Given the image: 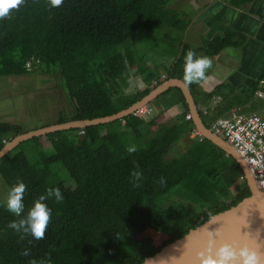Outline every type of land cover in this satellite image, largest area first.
I'll return each instance as SVG.
<instances>
[{"label": "trees", "instance_id": "16d2710c", "mask_svg": "<svg viewBox=\"0 0 264 264\" xmlns=\"http://www.w3.org/2000/svg\"><path fill=\"white\" fill-rule=\"evenodd\" d=\"M170 1L62 0L52 7L49 0H23L0 18V77L38 67L57 75L71 111L60 113L55 124L114 114L163 81L158 71L134 61L128 42L140 31L159 26L177 31L170 36L178 44L177 56L165 69V80L183 79L186 52L200 51L182 39L187 22L167 7ZM230 43L216 37L202 51L213 54ZM135 64L142 89L125 93L128 67ZM185 83L191 92L198 84ZM224 88L216 86L201 96L223 98ZM151 104L161 106L152 116L133 113L105 124L48 132L0 157V180L8 189L17 181L26 185L21 216L48 188L58 187L63 197L46 199L51 214L42 239L10 228L20 217L0 201V264H140L250 195L238 163L201 136L167 157L195 130L179 88H169ZM170 109L176 110L172 116ZM226 109L217 106L211 112L221 115ZM199 114L208 127V117ZM24 132L18 124L0 122V149ZM130 141L134 151H129ZM55 164L66 171L70 184L58 178ZM146 230L167 237L159 245L137 239Z\"/></svg>", "mask_w": 264, "mask_h": 264}, {"label": "crops", "instance_id": "0c3cea01", "mask_svg": "<svg viewBox=\"0 0 264 264\" xmlns=\"http://www.w3.org/2000/svg\"><path fill=\"white\" fill-rule=\"evenodd\" d=\"M180 1L186 0H176L172 8L180 13L182 22H187L182 39L200 50L196 55L211 60L205 77L198 81L195 91H190L197 105L217 107L238 103L246 112H256L264 119V83L261 82L264 80V0H191L189 9L185 10L180 7ZM216 37L232 43L213 54L203 52ZM173 48L174 54L164 60L159 76L165 77V69L177 56V42ZM219 85H225L223 98L203 100L202 93H209ZM258 90L263 95L256 96ZM153 107L155 112L160 108ZM168 113L172 116L176 110L170 109Z\"/></svg>", "mask_w": 264, "mask_h": 264}, {"label": "water", "instance_id": "95a60500", "mask_svg": "<svg viewBox=\"0 0 264 264\" xmlns=\"http://www.w3.org/2000/svg\"><path fill=\"white\" fill-rule=\"evenodd\" d=\"M171 87H177L183 94L195 130L232 157L242 170L250 195L226 210L212 215L208 220L189 229L182 237L162 246L155 254L145 257L140 264H201L198 253L211 247L228 243L234 248L242 246L257 250L264 256V191L257 188L255 181L240 155L222 137L214 134L204 125L197 110V104L183 79L175 77L163 80L141 99L114 114L86 120L66 121L16 135L0 149V157L22 141L48 132L70 128H84L88 125L105 124L133 114L150 104ZM239 264V259L233 261ZM264 264V260H262Z\"/></svg>", "mask_w": 264, "mask_h": 264}, {"label": "rangeland", "instance_id": "374dc122", "mask_svg": "<svg viewBox=\"0 0 264 264\" xmlns=\"http://www.w3.org/2000/svg\"><path fill=\"white\" fill-rule=\"evenodd\" d=\"M175 1L171 0L167 7L175 10L172 8ZM180 3V7L183 6V10L189 9L191 0L180 1ZM176 32L174 31L171 34V30L165 26L156 27L151 31H140L128 42V46L134 53L135 60H133L139 62L138 64L145 68L144 70L149 69L150 72H159L162 67L164 68V60L166 61L167 58L174 54L173 46L176 41L173 42L170 36H174ZM134 67L136 68V64L128 67L130 70L126 77V86L123 89L125 93H132L142 89V77ZM159 78L165 80L164 75L159 76ZM59 80L60 78L57 75L42 73L39 67L21 76H1L0 122L18 124L23 131L29 132L46 127V125L55 124L60 113L68 115L71 111V103L63 89L62 80L61 82ZM165 96H161L153 104L158 103ZM158 107L161 108L159 105ZM196 137H200V135L196 134L195 131L189 136L182 137L168 152L167 157H172L176 152L185 150L190 141ZM129 147L135 148L133 141H130ZM54 166L57 168L56 174L58 178L70 184L71 181L66 171L59 164ZM7 192L8 187L4 181L0 180V201L4 204ZM223 192L225 193L224 190ZM171 197L175 199V197ZM136 237L137 239H149L154 245H159L167 236L160 231L146 230L137 234Z\"/></svg>", "mask_w": 264, "mask_h": 264}, {"label": "clouds", "instance_id": "9594fccd", "mask_svg": "<svg viewBox=\"0 0 264 264\" xmlns=\"http://www.w3.org/2000/svg\"><path fill=\"white\" fill-rule=\"evenodd\" d=\"M22 3L23 0H0V18L8 16L10 9ZM49 3L50 6L56 7L62 3V0H49ZM210 67L211 60L208 57L198 56L189 49L184 57L183 79L189 83L198 82L205 77L206 70ZM129 151H134V149L130 148ZM25 188L24 182L17 181L8 189L5 207L9 212L20 217L18 220L11 221L8 226L18 232L30 234L34 239H42L51 214V209L45 201L49 197L61 200L62 193L58 187L46 189V193L35 198L26 214L21 216L25 208L23 202ZM24 254L27 255V250ZM198 256L201 264H233L236 259H239V264H262L264 260V256L255 249L246 246L236 249L228 243L216 246L214 251L211 247L206 248L199 252ZM32 264L36 262L33 261Z\"/></svg>", "mask_w": 264, "mask_h": 264}, {"label": "built area", "instance_id": "2783aa9c", "mask_svg": "<svg viewBox=\"0 0 264 264\" xmlns=\"http://www.w3.org/2000/svg\"><path fill=\"white\" fill-rule=\"evenodd\" d=\"M261 82L264 83V80ZM255 94L261 96L263 92L258 90ZM213 108L211 105H197L198 112L208 117L209 130L233 147L250 170L257 188L264 191V119L256 112H246L244 106L238 103L228 105L221 115L211 112ZM134 114L152 116L155 108L147 104ZM190 118L188 113L186 119Z\"/></svg>", "mask_w": 264, "mask_h": 264}, {"label": "bare ground", "instance_id": "6f19581e", "mask_svg": "<svg viewBox=\"0 0 264 264\" xmlns=\"http://www.w3.org/2000/svg\"><path fill=\"white\" fill-rule=\"evenodd\" d=\"M249 170V169H248ZM250 171V170H249ZM251 173V172H250Z\"/></svg>", "mask_w": 264, "mask_h": 264}]
</instances>
